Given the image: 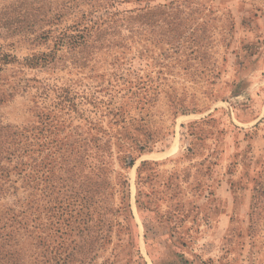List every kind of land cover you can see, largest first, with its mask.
<instances>
[{"label": "rangeland", "instance_id": "obj_1", "mask_svg": "<svg viewBox=\"0 0 264 264\" xmlns=\"http://www.w3.org/2000/svg\"><path fill=\"white\" fill-rule=\"evenodd\" d=\"M76 2L0 0V264H264V0Z\"/></svg>", "mask_w": 264, "mask_h": 264}, {"label": "trees", "instance_id": "obj_2", "mask_svg": "<svg viewBox=\"0 0 264 264\" xmlns=\"http://www.w3.org/2000/svg\"><path fill=\"white\" fill-rule=\"evenodd\" d=\"M66 2H71L74 6L79 7L78 4L76 2V0H66ZM35 4V3H34ZM51 7L48 6V10L46 11H52L50 10ZM28 10H30L28 13H26L25 15H23L21 18L22 20H20V22H22L23 24H26V27L30 28L31 31H33L35 24H37L38 22L42 21L43 18H40L39 15L42 13V7H28ZM60 15V14H59ZM49 21V20H47ZM94 26V25H93ZM25 29V28H24ZM27 29V28H26ZM93 27H83L82 31L80 32V34H76V35H71L68 32H61L59 33V37L57 38V44L59 46H64V44L66 43V46L69 45L71 48H74V46H81L84 45V47H87V45H89V41L90 38H92L91 35L94 34L93 32ZM30 31V30H29ZM101 29H99L97 32H100ZM98 39H91L92 42L97 41ZM93 45L96 44H90L91 47H93ZM35 65H42V66H49L51 65V63H54V60L52 58V56L50 55H43L41 57H37L34 58Z\"/></svg>", "mask_w": 264, "mask_h": 264}]
</instances>
